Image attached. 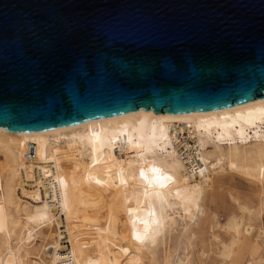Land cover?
I'll return each mask as SVG.
<instances>
[{"label":"bare ground","instance_id":"1","mask_svg":"<svg viewBox=\"0 0 264 264\" xmlns=\"http://www.w3.org/2000/svg\"><path fill=\"white\" fill-rule=\"evenodd\" d=\"M186 131L198 149L194 172L180 148ZM29 146L36 154L32 162L25 158ZM185 146L191 148L188 142ZM77 150L88 160L72 161ZM227 169L260 190L255 199L234 194L237 206L220 224L226 238L213 233L221 264H264L261 236L253 234L264 213V99L208 112L141 111L39 133L0 129V264L42 262L31 252L33 237L45 240L41 244L50 256L48 264H115L112 245L95 239L84 248L74 223L101 222L105 231L120 237L126 223L121 221L123 207L132 213L137 205L142 212L135 235L142 247L157 244L180 221L188 235L191 225H199L207 214L215 176ZM191 187L197 194L185 200L183 191ZM81 204L87 217L79 221ZM183 205L188 214L179 210ZM189 238L196 244L193 234ZM53 242L60 252L52 249ZM152 256L151 264H160ZM203 256L197 250L167 264H208Z\"/></svg>","mask_w":264,"mask_h":264},{"label":"water","instance_id":"2","mask_svg":"<svg viewBox=\"0 0 264 264\" xmlns=\"http://www.w3.org/2000/svg\"><path fill=\"white\" fill-rule=\"evenodd\" d=\"M264 99V0H0V129Z\"/></svg>","mask_w":264,"mask_h":264},{"label":"rangeland","instance_id":"3","mask_svg":"<svg viewBox=\"0 0 264 264\" xmlns=\"http://www.w3.org/2000/svg\"><path fill=\"white\" fill-rule=\"evenodd\" d=\"M60 151L62 150L60 149ZM76 153L77 155L72 157V161L82 163L85 159L88 160V157L81 155L80 150H77ZM61 155L66 160L65 154L61 152ZM259 190L260 189L256 183L251 182L242 174L232 171L230 169H227L225 172L217 174L214 178L212 190L210 191L208 198L206 200L207 201V214L202 218L200 224L196 226L191 225V227L187 231V233H189L187 235L186 233L183 232L185 231L184 229L185 224L182 221H180L176 226L169 227L168 229L164 231L163 234L160 235L161 240L158 239L159 241L157 240L156 242L157 244H154V246L157 245L156 247L148 243L147 245L142 247L137 242V238L135 237V235L137 236L138 230L136 228L141 226L140 223H143V220H144V219L142 220L143 218V216H141L142 212L139 210L137 205L134 207V211L132 213L128 211L129 209L125 207L122 208V212L124 214L123 213L121 214V221L126 222V223H125V228L121 230L120 232L122 234V236L120 237L112 236L111 231H108V230L105 231L104 230L105 228H102L104 227V224L101 222H99V224L97 225L91 223V225L85 224L84 226L79 223H74V231L76 232L75 234L77 235L78 234L83 235L81 239L82 241H79V243L81 242L84 248H87L89 245H91L95 239L106 241L107 243L111 244L112 245L111 247L113 250L111 260L115 264L118 262L127 263V261H128L127 264H148V263L151 264L152 257H153L152 255H155L157 262H159L160 264H164V263L167 264V262L171 258L176 259L179 256L181 257L184 255H187L188 253L191 254L197 250L199 251L203 250L204 252L203 258L208 264H215L216 262H217L216 264H221L223 263V261H222L221 256L218 254L219 245H218V242L216 241V238L215 240H213V238L215 237L213 233L221 235V238H226L225 230L222 228L221 225H224V223L227 221V218L229 217L231 212L235 210L237 206L235 203L234 197H233L234 194L239 195L241 198H245V199H249V198L255 199V197H257V194L259 193ZM191 194L196 195L197 189L191 187L190 190L188 189V190L183 191V197H185V200L190 201V199L193 197L191 196ZM84 205L85 204H81L80 206V211H79V216H78L79 221L84 220L85 217H87V210H86L87 207L86 205L85 206ZM179 210L183 214H188V211L186 210L185 206L180 207ZM193 214L194 212L192 211L189 213V215H187L188 220L191 221V219L193 218L192 217ZM214 216L217 218L219 225H216L215 222H213ZM261 220H259L258 223L255 224L254 226L255 230L253 229L254 230L253 234L254 236H255V233H256V236H259V235L261 236V238L259 237L258 240H259L260 245L262 246V250L264 253V249H263L264 248L263 247L264 245L263 244L264 242L263 241L264 239V213H263ZM261 227L262 229H260ZM97 228L100 230H98ZM190 234H193L194 238L192 241L196 243L194 244L196 245L195 246L196 248L194 247V245L192 246L190 243L192 239V237L191 239L189 238ZM113 239H116V240H113ZM30 241H31L30 247L32 248L31 252L32 253L35 252L34 255L37 256V259L42 261L39 264H48L50 262V256L48 252L43 249L44 247L43 244H45L44 242L45 240L37 241V239L33 237L31 238ZM41 242L43 244H41ZM185 247H188V248H185ZM56 248H57L56 251L60 252L58 247H56V245H54V242H53L52 249L54 250ZM161 259L164 261L162 262ZM212 261H214L215 263Z\"/></svg>","mask_w":264,"mask_h":264},{"label":"built area","instance_id":"4","mask_svg":"<svg viewBox=\"0 0 264 264\" xmlns=\"http://www.w3.org/2000/svg\"><path fill=\"white\" fill-rule=\"evenodd\" d=\"M181 139V151L183 152L184 159L187 160L188 164H191V170L194 172L195 170H198L199 166V157H198V149H196V144L194 140L189 136V132L186 131L184 134L180 136ZM189 143L191 148H186L185 144ZM188 149V150H187ZM25 158L27 161H34L36 158L35 150L32 146H29V149L25 152ZM190 159L193 162H190Z\"/></svg>","mask_w":264,"mask_h":264}]
</instances>
